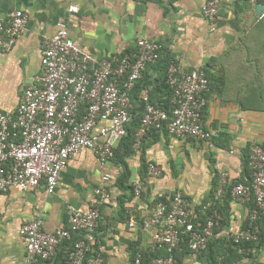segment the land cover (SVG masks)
<instances>
[{"label": "crops", "instance_id": "1", "mask_svg": "<svg viewBox=\"0 0 264 264\" xmlns=\"http://www.w3.org/2000/svg\"><path fill=\"white\" fill-rule=\"evenodd\" d=\"M205 1L0 0V18H8L17 9L29 16L16 44L10 50L0 48V108L15 112L25 88L37 84L43 40L62 27L68 28L77 46L98 58L132 54L138 40L144 38L159 42L161 55L173 56L180 68L203 66L208 70L211 80L205 123L223 144L211 148L205 141L148 130L146 161L160 165L163 175H149L143 184L146 195L125 199L123 204L119 197L129 192L118 184L124 171L120 158L113 156L101 163L87 148L70 158L54 192L42 183L29 190L13 187L0 193V264H24L26 240L21 228L25 222L40 219L48 232L69 228L74 210L95 205V190L106 174L111 176L107 183L111 198L102 208L96 230L102 264H133L134 253L147 251L152 244L156 229H143L140 223L130 228V215L127 217L123 207H135L141 222L151 213L159 192H181L194 208L207 209L217 170L227 172L231 183L243 175L248 146L264 145V0H220L214 21L202 13ZM73 4L79 6L78 12L71 11ZM156 75V67L147 65L143 76ZM146 91L142 89L140 96H147ZM125 161L131 171L128 184L143 180L141 151L135 149ZM221 203L226 206L227 230L241 229L251 205L233 199ZM68 243H60L53 259L38 264H65ZM182 259L183 264L207 261L190 248ZM243 264H264V248L255 250Z\"/></svg>", "mask_w": 264, "mask_h": 264}, {"label": "built area", "instance_id": "2", "mask_svg": "<svg viewBox=\"0 0 264 264\" xmlns=\"http://www.w3.org/2000/svg\"><path fill=\"white\" fill-rule=\"evenodd\" d=\"M219 7L220 0H206L202 13L209 21H214ZM70 9L78 12L79 6L73 4ZM28 20L27 12L21 9L13 10L8 18H0L1 49L10 50L16 44ZM160 50L159 42L142 38L132 54L98 58L77 46L66 27L46 36L42 43L37 84L25 88L15 112L0 108V193L13 187L29 190L42 183L49 192H54L70 158L86 148L93 150L101 163L109 161L117 144L127 135L133 119L132 90L147 65L158 59ZM168 82L173 88L172 115L146 103L136 130V149L148 130L163 126L176 137L205 141L213 148L214 133L206 127L203 115L207 105L206 93L210 90L205 68L182 69L175 60L169 66ZM145 100H148L147 96ZM250 166L252 178L235 184L231 193L237 202H255L257 210L251 214V219L255 220L258 211L264 214L263 145L251 144ZM149 175L160 178L163 168L151 161ZM228 177L227 172L221 174L218 196L229 182ZM110 180V175L103 176L104 183L95 190L94 206L72 212L69 228L60 227L48 232L43 229L40 219L25 222L21 228L26 240L24 264L53 259L59 244L66 240H74L66 264H102L99 254L102 247H96V230L102 208L111 198L107 184ZM132 185L135 199L140 198L141 181L137 179ZM163 195L166 199L158 201L141 224L143 229H156L150 251L164 253L151 257L147 264H177L176 250L184 235L189 236L190 250L204 252L217 235L215 229L221 219L215 212L203 227H197L195 220L199 214L183 193L159 192L157 197ZM134 208L128 209V224L135 229L139 220ZM223 233L236 242L257 238V232L251 229H226ZM93 251L97 254L89 255ZM135 264H144L140 255Z\"/></svg>", "mask_w": 264, "mask_h": 264}, {"label": "trees", "instance_id": "3", "mask_svg": "<svg viewBox=\"0 0 264 264\" xmlns=\"http://www.w3.org/2000/svg\"><path fill=\"white\" fill-rule=\"evenodd\" d=\"M161 51V50H160ZM175 61L174 57H164L161 55L159 52V57L155 62H151L148 65H153L156 67L157 70V75L156 76H142L143 79H139L137 81V84L135 88L132 90V102H133V107H132V114H133V119L131 123L128 126V133L125 137H123L119 144L116 146L114 149V156L119 157L121 160V163L124 167V171L119 177L118 184L121 186V188L124 191H128L129 194H125L124 196H120L119 200L123 204L125 202V199L133 200L135 198V192H134V187L132 184H128L131 171L128 167L127 162L125 161V157L131 155L135 149V142H136V130L138 129L146 103H152L157 107H160L164 110H166L170 115H172L173 109H174V104L172 101L173 98V88L168 82V70L170 64ZM206 70V69H205ZM207 76L209 78V81L211 80V77L209 75L208 70H206ZM119 82L121 83V80L119 79ZM142 89H147L146 95H147V101L145 100V97L140 96L141 90ZM139 102L140 105L136 107V103ZM207 105L205 106L203 110V115L205 117ZM153 132L157 131H162L167 129L165 126L162 128H151ZM149 132V131H148ZM145 137L146 135L142 138L141 145L139 147V150L141 151L142 159H143V180H140L142 185L144 184V181L146 178L149 177V164L151 161H146V148L148 146V143H145ZM213 143L215 146L218 148L220 146H223V144L217 140V137L212 138ZM262 145V144H261ZM264 146V145H263ZM250 148L251 145L248 146L247 151H245L244 155V160H245V169L243 175L235 179L232 183L229 181L225 186L222 194L220 196L217 195L219 187H220V180H221V173L217 170V180L215 187L212 191L211 194V204L210 206L205 209L202 206H198L196 208L199 218L195 220V224L197 227H203L206 223L207 220L210 216H213L215 212H217L220 216L221 219L219 221L218 227L215 229L217 235L212 238L209 242L208 249L202 252V255L205 256L206 258V263L205 264H243V261L246 258H250V256L254 253L256 250H260L261 248H264V214L261 211H258L257 219L252 220L251 219V214L253 211L257 210V207L255 205L254 201L249 202L251 205L250 207V215L246 219V221L243 224L242 229H251L253 232H257V238L256 239H251V240H241L240 242L234 241L233 238L229 237L225 233H223L224 230L227 229L225 226L226 220L224 217V209L225 205H222V199H225V202L227 203L229 200H232V193L231 190L233 186L241 181H245L246 178L251 179L253 176V169L250 166ZM113 158V157H112ZM146 195L145 190H144V185H143V190L141 192L140 197ZM209 198V200H210ZM166 197L160 196L154 198L152 205L153 207L156 205V203L160 200H165ZM123 207V206H122ZM123 210L125 211V214L127 217H129L128 214V209L123 207ZM138 216V214H137ZM139 220V219H138ZM142 221L139 222L142 224ZM200 224V225H199ZM199 225V226H198ZM142 227V226H141ZM258 228V229H257ZM65 243L70 242L68 244V252L74 245V240H66L64 241ZM189 236L184 235L183 240L181 242V245L178 250H176V257H177V264H183V255L184 253L189 249ZM243 249V251H241ZM67 252V255H68ZM91 254H97L96 252H91ZM163 255L164 253L162 252H154L150 251L148 249L147 251L142 252V250H137L134 253L133 256V264L136 262V258L140 255L142 258V261L144 264H147L149 259L154 256L158 255ZM66 255V258H67ZM66 258H65V264H66Z\"/></svg>", "mask_w": 264, "mask_h": 264}]
</instances>
